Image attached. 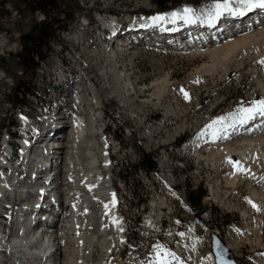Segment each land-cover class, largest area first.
<instances>
[{
    "label": "rangeland",
    "instance_id": "rangeland-1",
    "mask_svg": "<svg viewBox=\"0 0 264 264\" xmlns=\"http://www.w3.org/2000/svg\"><path fill=\"white\" fill-rule=\"evenodd\" d=\"M155 1L157 0H70V3H64L63 12H69V9L75 11L78 7L83 10L79 15H74L72 21L61 23L65 30L58 32L59 38L41 50L45 59L38 61L36 75L30 78L28 74H24L17 59L22 50L21 37L30 31L34 23L42 22L44 18L41 14L30 12L22 0H0V139L5 138V132L16 135V129L10 127L26 123L23 117L31 120L35 129L41 131L44 119L50 115V123L61 126L50 139L54 135L61 137L62 147L65 148L68 146L66 138L73 129L71 114L78 113L90 120L89 108L95 112L98 110L100 114L96 112V117L105 118L97 119V123L92 119L90 123L96 126L95 132L93 131L95 140L105 141L108 149L110 173L107 175L103 169L101 171L106 180L112 182L110 186L116 193L118 210L124 218L126 234L123 248L115 247L110 260L105 259V264L115 263L117 259H120L121 264H153L158 254L157 246H162L163 250L174 253L178 258L169 257V264L180 261L184 264H215L211 253L210 234H215L227 247V243L232 242V231L247 229V216H244V212H255L248 205L250 193L245 184H239L238 181L235 189L227 187L224 183L227 172L225 165L219 175L212 171L210 149L202 151L203 156L198 158L196 152L191 149L202 138L200 133L212 120L225 117L241 106L249 107L253 100L264 99V63H261L264 59L262 56H256L257 53L262 54L263 48L260 45L251 46L248 49H252L251 53L246 50V55L240 52L236 60L220 63L219 71L213 76L195 73L202 65H210L211 61L207 57L203 59L193 54L189 48L187 51H172L166 46H136L126 51L124 63L119 61L118 68L117 65L109 64L106 55L107 50L112 48V42L108 39L105 42L101 40L97 32L101 26L97 22V13H105L104 17L101 16L105 19L109 18L108 13L117 14L121 23L127 20V14L130 13L136 16L134 19L140 18L144 13H155L159 10L154 5ZM195 1H200L202 5L205 3L203 0H186L188 3L185 5H191L190 3ZM202 5L194 7L207 11L208 6ZM181 8L182 5L168 12ZM198 10L194 11L195 14ZM82 18H88L92 26H82L85 25ZM142 22L144 20L139 21V25ZM196 31L200 33L204 30L197 28ZM105 46H108L107 49H104ZM61 67L66 75L74 77L69 80L68 86L52 90V83ZM105 71L108 73L106 76ZM120 73L124 74L132 90L123 88L120 84L116 85ZM157 79L169 81L164 97L159 102L152 97ZM22 82L26 83L27 89L33 95L23 99L22 105L17 108L11 101L14 100L13 94L17 84ZM91 84L95 94L97 93L101 108L90 105L91 101L93 102L90 94ZM74 90L90 107L87 105L80 109L69 105L70 95L75 93ZM184 93L188 94V98H185ZM56 114L59 116L56 117ZM108 124L110 127L101 135L99 131ZM21 131L22 129L18 130L19 133ZM89 139L92 138L87 134L77 144L76 156L82 163L86 161L83 154L86 150L85 142ZM182 139L184 141L178 144ZM1 145L2 142L0 147ZM64 148L61 150L62 156L67 152ZM142 154H150L156 162L154 172L146 174L137 169ZM1 158L2 156L0 160ZM66 170L63 169V172L59 173L57 182L63 186L65 173L71 177L72 188L76 187V174L74 175L73 169ZM3 177L7 176L0 172V180H4L0 181V184L8 182ZM263 177L264 174L258 181L264 183ZM214 182L219 183L223 189L216 198L211 194ZM258 187L259 184L256 188ZM200 190L204 194L200 203L194 205V196ZM60 191L65 195L68 190L60 187ZM73 192L75 193V188L72 194ZM227 192L232 193L228 195ZM189 193L194 194L190 199ZM227 195L230 200H225ZM87 198L86 194L83 198L86 199L84 206L90 204ZM98 203L99 201L90 204L91 216L82 214V217L80 215L78 218L79 227L74 228V237L76 235L81 241L74 245L76 248L71 250V245L67 246V254L70 250L74 252L80 248V255L88 264H102L103 254L98 246L102 238L99 229H109L106 218L96 221ZM262 211L264 220V209ZM8 213L9 211L6 212ZM166 213H172L173 218ZM0 214L3 212L0 211ZM67 216L64 212L59 213V217L55 218V226L59 228L61 223L71 221ZM160 217L162 221L166 217L170 219L171 223L165 222L162 227L165 229L170 225L166 233L175 234L176 239L173 242L170 237H157L154 234V227H157L155 222ZM5 225L8 228L12 224L5 221ZM144 225H152L150 232ZM15 232L14 224V232H11L10 236ZM180 233L184 235L181 236ZM249 239L252 240L251 237ZM238 243L237 252L231 251L235 264H264L261 261L264 236L261 247H256L249 240H241ZM1 257L5 256L1 254ZM8 260L9 264H16Z\"/></svg>",
    "mask_w": 264,
    "mask_h": 264
},
{
    "label": "bare ground",
    "instance_id": "bare-ground-1",
    "mask_svg": "<svg viewBox=\"0 0 264 264\" xmlns=\"http://www.w3.org/2000/svg\"><path fill=\"white\" fill-rule=\"evenodd\" d=\"M182 6L183 8L177 10V12L182 13V10L185 7L187 8L190 7L194 11L199 9V8H195L192 5L183 4ZM233 7L240 8L242 6L233 5ZM204 8L205 7H202V9ZM241 11L244 12V9ZM197 12L198 13L196 15L199 16V19L196 20V23H189L191 25L195 24V26L189 28L190 33L192 31L195 32L196 34L195 37L192 35L188 41L187 37L185 36V38H183L185 40H183L179 35L181 32H178L177 34L171 36H163V39L165 41L170 42L172 47L166 46L165 41H162L159 46L157 45H153V46L156 48L166 46L172 51H176V50L187 51V48H189L188 50H190V52H192L193 54L201 58L203 57L209 58L211 61L210 65H206V64L202 65L198 70H196L195 73L197 75L207 74L209 76H213L216 72L219 71L218 67L220 63L222 62L228 63L232 59L236 60L238 53L240 52L245 53V51L248 50L251 46L258 47L260 45L261 48H263L262 54L257 53L256 56L258 57L262 56V58L264 59V17L261 18V20L258 21L257 23L253 24L251 27L240 28V30H237V32L231 30L232 27H230L229 30L230 34L227 35L221 34L220 37L217 35V40L215 42L209 41L205 44L204 43L202 44L200 36L202 37L206 36L209 33L210 29L214 27V23L216 22V20L210 24L211 25L209 27L210 29L205 30L206 28L204 29L205 26L203 25L205 24L204 19L206 18L207 11L200 9ZM168 13L169 12L167 11L163 14H158V15H165L167 18L166 14ZM141 20L144 19L140 18L138 20H135V22H133L134 29H132L130 32V35H132L133 37L135 36L137 39L138 43L134 44L137 47L149 44L147 40L149 34H147V37H145V36H141L142 33L140 31H136L138 30V28L135 27L139 26V21ZM165 20L168 21L167 19ZM98 21L100 25H102L105 28L112 29L115 27L113 20L100 18ZM150 22H152L151 19ZM223 22L226 23L225 26L227 27L233 24L232 19H226L223 20ZM199 23H201L204 30L200 33L196 31L197 28H199L198 26ZM220 26L221 25L217 23L216 27L213 28L211 31L215 29L216 30L221 29ZM121 28L119 29L118 32L120 35L118 39L119 41L121 40L124 42V40L122 39H124V36H127L129 32L125 33V31ZM211 31L210 33H212ZM153 32L154 31H152V33ZM151 35L155 37L156 34L154 32V34ZM176 40L180 41L181 48L179 47V45H177ZM181 45H184V47H182ZM107 47L108 46H105L104 49H107ZM132 49L133 47L130 50ZM249 51L250 50H248L247 52L249 53ZM125 55L126 52L122 50L118 44H112V48L107 50L106 56L109 59V64L111 63L116 66L119 61H122L124 63ZM255 60L257 61L256 58ZM223 69L225 68L223 67ZM107 74L108 73L105 71L104 76H106ZM116 80L118 82L116 83V85L120 84L123 86V88H131L130 90L133 89L132 86L129 83H127V80L124 78L123 73H120L117 76ZM89 82L91 81L89 80ZM168 84L169 81L167 79H162L160 81L158 80V82L154 84V91L152 94L154 100H158L159 102L161 98L164 97L163 95L165 93L166 87H168ZM91 87L92 89L90 90V94H92L91 100H93V102L91 101L90 105L99 107L100 102L98 101V97L96 95L97 93L95 94V89L92 86V84ZM130 90L128 89V92ZM139 96L140 95H138V97ZM70 98H71L69 103L70 106L84 109V107L88 105V103H85L84 100L79 96V94H77V92L71 94ZM88 107L90 106L88 105ZM89 109L91 110L88 113V115L91 116L90 120L93 119L94 122L97 123L96 120L99 119L100 117H96L97 116L96 112L99 113V111L97 110L95 112L91 108ZM238 110L239 109H237L233 113H237ZM99 114L98 116H100ZM57 116L59 115L56 114V117ZM228 116L229 115L225 117ZM83 117L81 116V114L78 113L71 114V119H72L71 126L73 129L71 134L68 136V138H66V143H67L66 145L68 146H66L65 148L62 147L63 143H61L62 142L61 137L54 135V137L50 139L51 135L58 132L61 128V126L52 125L50 123L52 119L50 115L44 119L43 122L44 129L36 132L35 137L42 136L41 139H43V141L40 142L39 148L38 149L36 148V150H34L32 154L34 158H36L39 161L37 165L50 163L51 166L49 172L51 173L49 174L40 173V174L46 177L52 175V181L49 184L43 183L41 181H37L35 184H32L30 181H28L25 182L23 186L24 188L27 189V193H31V195L28 196H34V197L36 196L35 190L42 189L45 193L44 198H42V202L44 203L43 205L45 207L44 211H47L46 208H48L51 210V212L50 213L47 212V214L36 212V215L39 216L38 218L40 219V222L42 220L41 217L42 216L45 217V219H43L44 220L43 223L45 224L41 225L40 228L36 227L35 229H33L32 232H28L29 230L27 227L28 216L31 214L26 211L20 213L21 220L19 223H17V226L18 229L22 230V233L20 235H17L15 237L16 239L7 242V245L4 244L5 243L4 236L0 233V264H2L3 261V257H1L3 250H6L10 254V261H13L16 264H88V262L82 258V255H80L81 250L79 248V245L77 247L79 248L78 250L76 251L74 250V252L71 250H73V248H76V246L74 245L78 244L79 243L78 241H81L78 238H76V235L74 237V228L79 227V223H78V218H80L79 216L81 215L82 217V214L91 216L92 212H91L90 204L91 205L92 203L95 204L96 201H99L97 206L99 212H97L98 214L96 215V221H99L100 219L102 220V218H106L109 223L108 226L109 229L107 228L99 229V235L102 238L98 246L100 247L103 254L102 264H105L104 262L105 259L107 261L110 260V257H112V254L114 253L113 250L115 247L120 249L123 248L124 246L123 244L126 239V234L124 230V218L119 213L118 206L116 208L115 204L113 205V194L115 191H113V188L110 186V183L112 182L111 180L107 181L106 178L103 176L104 173L101 171L103 169L108 175L110 173V168H111L109 165L110 158L106 149V143L105 141L101 142L100 139L99 141L95 140L96 136L94 130H96V126H94V123H90V120L85 119ZM87 120L89 122L88 124L89 126L87 125ZM227 122L230 123L231 121H227ZM87 134L91 136L92 139L91 140L89 139V141L85 142L86 150L84 151L83 157L86 158V161L82 163L81 160L78 159L79 157L76 156L77 144L78 141L83 140ZM63 148L67 150L64 156H62L63 153H61V150H63ZM206 149H210L211 152V157L210 156L209 157H210V163L212 164V169H213L212 171H214L217 175H219L222 166L225 165L227 172L225 174L226 182L224 183H226L227 187L230 188L232 187L233 189H235L234 187L236 186V183H239L238 181H240L239 184L241 183L245 184V187L249 190L250 193V200L248 202L249 203L248 205H250L251 208H253L252 210H254L255 212L254 214L253 213L248 214L244 212V216L245 217L247 216L246 217L247 229L245 231H237V230L232 231L230 234L231 237L230 240L232 242L227 243V249L229 251H232L233 253H236L237 250L239 249L238 242H240L241 240H249L256 247H261L262 239L264 236V220L262 214L263 213L262 210L264 209V183H261L259 181H260V177H262L264 174V117L257 116L256 120L254 119L250 120L243 125L237 123L235 127L227 128L226 133H221L218 138H213L210 135L202 136V138L198 140L195 145L192 146L191 150L196 152L198 158L203 156L201 155V153ZM42 151L43 153L48 152V154L45 156L44 154H42ZM230 160L232 161V163H229ZM237 161L239 162L238 164H236ZM63 169L64 170L68 169V171L69 169L70 170L73 169L74 175L76 174L75 180L78 183L76 187L72 188L71 177H69V175L65 173H63L65 178V180H63L64 181L63 186H61V184L57 182V177L61 171L63 172ZM40 170L38 169L37 172ZM6 184H8V182L0 184V199L2 197V193L5 191ZM213 184L214 185L211 187V194L214 195L213 196L214 198H216L217 195H219V193L223 191V189L218 185L219 183L217 184V182H214ZM257 184H259L258 188H256ZM60 187H65L68 190L67 194L62 195L61 194L62 191H60ZM74 188H75V193L73 192L72 194V190H74ZM231 193L227 192L228 195ZM86 194L88 196L87 202L89 201L90 203L88 206H84L85 205L84 201L86 199L84 200L83 198L86 197ZM225 196L226 193L224 191L223 197L225 198ZM81 199L83 200L81 201ZM227 199H229V196L225 200ZM105 205H107L108 207L106 208ZM253 205H255L256 207H253ZM257 208L259 209V211H256ZM78 209H80V211ZM61 212L68 214L67 217H69L71 221L67 220L66 222L61 223L59 228H57L55 226L54 219L59 217V213ZM156 217L157 216H155V218ZM60 222H62L61 218H60ZM38 229H40V231H38ZM11 232L12 231H10V233ZM249 237H251L252 240H250ZM68 245L69 246L71 245L70 246L71 250L69 254H67L68 253L67 250L69 249L67 247ZM212 251H213L212 254L215 255L216 257L215 260L217 259L216 260L217 264H229L226 259L227 258L226 254L221 250L220 247H218L217 244H213ZM48 252H52L51 255L45 260H43L41 256L45 257L46 253ZM63 252L65 253L64 255L62 254ZM218 253H220L221 255L218 256L217 255ZM261 257L263 258V259L261 258V261L264 263V252ZM110 264H121V261L120 259L119 260L117 259L115 263H110ZM128 264H132V263L129 262ZM153 264H156V262ZM175 264H184V263L180 261V262H176Z\"/></svg>",
    "mask_w": 264,
    "mask_h": 264
},
{
    "label": "trees",
    "instance_id": "trees-1",
    "mask_svg": "<svg viewBox=\"0 0 264 264\" xmlns=\"http://www.w3.org/2000/svg\"><path fill=\"white\" fill-rule=\"evenodd\" d=\"M22 1L30 12L41 14L44 18L42 22L34 23L30 31L21 37L22 50L17 55V59L20 62V66L22 67L24 74H28L30 78H34L36 70L38 69V61L42 62L45 59L41 50L47 48L51 42L59 38L58 32L65 30L64 26H61L62 22L72 21L74 15H79L83 9L78 7L75 11L69 9V12H63L65 9L63 7L64 3H70V0ZM183 2H186V0H157L154 2V5L159 10H167L169 7H174L182 4ZM195 3L200 4V1H195ZM32 95L33 94H31L27 89L26 83L22 82L17 84L13 94L14 100L11 102L18 108L22 105L23 99ZM183 141L184 139L179 140L178 144H181ZM136 167L148 174L155 171L156 162L152 159L150 154H142L141 162ZM203 194L204 192L200 190V192L195 194V196L193 193H189L188 196L190 199V196L193 195V203L194 205H198Z\"/></svg>",
    "mask_w": 264,
    "mask_h": 264
},
{
    "label": "snow or ice",
    "instance_id": "snow-or-ice-1",
    "mask_svg": "<svg viewBox=\"0 0 264 264\" xmlns=\"http://www.w3.org/2000/svg\"><path fill=\"white\" fill-rule=\"evenodd\" d=\"M233 5L242 6L244 9H264V0H223V2L217 0L215 4L208 6L205 22L211 24L225 14L243 15V12L239 10V7H233ZM167 18L170 23H175L178 19L183 20L185 23H196L199 16L195 14L192 8L185 7L182 10V13L177 11L168 13ZM165 19V15L151 17L153 25L159 24L160 22L165 21ZM261 63H264V61H261ZM184 95L185 98H188L187 93H184ZM250 104L251 106L249 107L241 106L237 113H231L228 117L221 116L212 120L205 126V129L202 130L200 135H210L213 138H218L221 133H226L227 128L235 127L237 123L243 125L248 121L255 119L256 116L264 117V99L253 100ZM227 121L231 122L228 123ZM229 163H232V161L230 160ZM238 163L239 162L237 161L236 164ZM114 204L115 200H113V205ZM105 207L107 208L108 206L105 205ZM253 207L256 206L253 205ZM257 211H259L258 208ZM180 235L183 236L184 234L180 233ZM157 253L156 264H169V257H171V259H178L174 253L163 250L162 246H157ZM217 255L220 256L221 254L218 253Z\"/></svg>",
    "mask_w": 264,
    "mask_h": 264
},
{
    "label": "water",
    "instance_id": "water-1",
    "mask_svg": "<svg viewBox=\"0 0 264 264\" xmlns=\"http://www.w3.org/2000/svg\"><path fill=\"white\" fill-rule=\"evenodd\" d=\"M210 238H211V253H213V251H212L213 250V244H217L218 247H220L221 250L226 254V257H227L226 259H227L228 263L229 264H235V262L233 261V256H232L231 251H229L227 249V247L219 240V238L213 233L210 234ZM213 258L215 260V258H216L215 255H213ZM216 260H215V264H217Z\"/></svg>",
    "mask_w": 264,
    "mask_h": 264
}]
</instances>
